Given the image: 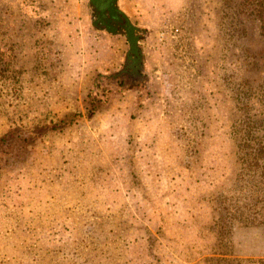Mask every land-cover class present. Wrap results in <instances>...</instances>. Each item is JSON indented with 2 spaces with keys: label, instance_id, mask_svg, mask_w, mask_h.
I'll return each instance as SVG.
<instances>
[{
  "label": "rangeland",
  "instance_id": "obj_1",
  "mask_svg": "<svg viewBox=\"0 0 264 264\" xmlns=\"http://www.w3.org/2000/svg\"><path fill=\"white\" fill-rule=\"evenodd\" d=\"M233 1L118 0L138 28L146 87L103 83L110 101L89 118L94 80L126 61V32L95 26L90 0H35L37 31L20 0H0L24 69L23 84L0 80V136L25 124L30 138L23 159L1 161L0 264L264 259L263 225L237 226L225 242L214 230L251 109L237 94L264 74L261 22ZM33 36L56 54L35 75Z\"/></svg>",
  "mask_w": 264,
  "mask_h": 264
},
{
  "label": "trees",
  "instance_id": "obj_2",
  "mask_svg": "<svg viewBox=\"0 0 264 264\" xmlns=\"http://www.w3.org/2000/svg\"><path fill=\"white\" fill-rule=\"evenodd\" d=\"M231 1L233 4L230 6H235L234 1ZM20 4L23 11H26L30 16V26L37 31L36 21L41 18L38 12H35L37 16L33 13L38 9L37 3L35 0H20ZM230 6L228 8L232 10L233 8ZM238 7L240 13L247 15L256 13L261 22V34L264 36V0H241ZM233 12L235 13L234 9ZM40 22H44V20L41 18ZM13 28V24L0 27V80L13 79V81L23 84L21 77L24 73L23 65L16 61L13 54L16 48L11 39L14 35ZM33 39L35 54L28 61V69L32 70V75H35L45 67L51 69V66H54L56 54L55 48H53L54 44L51 42L45 43L42 38L34 36ZM135 59V54L130 52L126 55V61L120 70L108 74L100 73L97 76L87 97L89 99V118L110 101L106 94L108 90L104 88L103 83L118 89V91L123 87L127 89L137 86L146 87L142 83L147 77L143 71L142 58L139 64ZM262 68L264 69V62ZM244 83L242 88L245 90L237 96L240 101L249 102L251 109L247 110L249 115H246L242 120L243 125L235 132L240 136L236 152L240 171L235 184L220 193L214 201L215 221L218 226L214 230L219 233L218 238L223 242L227 235L231 238L234 236L237 226H264V74L259 82L254 83L255 86L250 78H247ZM113 88L109 90L113 92ZM74 116L79 115L75 114ZM25 127L27 126L23 124L0 136V167H3L1 161H4L5 164H7L6 162L13 164L16 155L20 160L24 158L22 150L25 142L30 140L28 136L20 138L27 132ZM32 127L36 131L39 129L38 125ZM215 261L216 259L211 256V263ZM252 261V264H264L263 258ZM244 262L245 260L239 258L236 263L244 264Z\"/></svg>",
  "mask_w": 264,
  "mask_h": 264
},
{
  "label": "water",
  "instance_id": "obj_3",
  "mask_svg": "<svg viewBox=\"0 0 264 264\" xmlns=\"http://www.w3.org/2000/svg\"><path fill=\"white\" fill-rule=\"evenodd\" d=\"M118 0H90V4L96 9L97 18L94 20V25L99 26L98 23L102 22L101 26L102 29H106L110 32L116 33L117 27L113 26L110 28L108 26L109 22L111 21L112 17L115 16L117 20H123L125 18L126 22L124 24V29L126 30V36L128 43L130 45L129 53L132 52L136 56V63L139 64L141 59V50L139 47V36L136 33L138 30L137 26L131 21L128 15L121 11L117 6ZM110 12V17L107 16L106 12ZM123 14V17L122 15Z\"/></svg>",
  "mask_w": 264,
  "mask_h": 264
},
{
  "label": "flooded vegetation",
  "instance_id": "obj_4",
  "mask_svg": "<svg viewBox=\"0 0 264 264\" xmlns=\"http://www.w3.org/2000/svg\"><path fill=\"white\" fill-rule=\"evenodd\" d=\"M117 6H118V8H119L121 11H123V10L119 7V5H118V1H117ZM93 9H94V17H95V19H96V18H97V13H98V12L96 11V9H95L94 7H93ZM106 14H107V16L110 17V12H109V11H107ZM121 15H122V17H123V14H121ZM125 22H126V20H125L124 17H123V20H117L116 17L113 16L112 19H111V21L109 22L108 26H109L110 28H113V26H116V27H117L116 33L121 32V31H125V32H126V30L124 29V24H125ZM101 24H102V22H99V23H98L99 26H101ZM109 32H110V31H109ZM111 33H113V32H111ZM136 33H137V31H136ZM113 34H114V33H113Z\"/></svg>",
  "mask_w": 264,
  "mask_h": 264
}]
</instances>
